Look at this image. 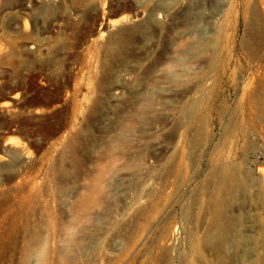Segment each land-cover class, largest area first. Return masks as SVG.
<instances>
[{
  "label": "rangeland",
  "instance_id": "1",
  "mask_svg": "<svg viewBox=\"0 0 264 264\" xmlns=\"http://www.w3.org/2000/svg\"><path fill=\"white\" fill-rule=\"evenodd\" d=\"M218 1L0 0V264H264V0Z\"/></svg>",
  "mask_w": 264,
  "mask_h": 264
},
{
  "label": "bare ground",
  "instance_id": "2",
  "mask_svg": "<svg viewBox=\"0 0 264 264\" xmlns=\"http://www.w3.org/2000/svg\"><path fill=\"white\" fill-rule=\"evenodd\" d=\"M220 3H221V1H218V0H216V4H217V6H219L220 5ZM251 2H250V0H244V2L242 3V4H240L239 3V1L238 0H230V2H229V6H228V8H227V13L225 14V16L224 17H227V18H229V15L230 14H232L233 13V11H235V10H237L236 11V14H235V17L234 18H236V20H238L239 19V17H240V15L242 14V12H243V14L244 13H246L248 10H249V8H250V6H251V4H250ZM209 4V3H208ZM222 16V15H221ZM251 18H254V19H257L258 18V11H257V9H253V11H252V13H251V17H250V19ZM225 20V19H224ZM224 20L222 21V22H224ZM226 21V20H225ZM227 22V21H226ZM229 23V22H228ZM225 24V23H224ZM228 25H230V24H228ZM227 25V26H228ZM220 26H221V24H220ZM219 26V27H220ZM220 28H222V27H220ZM220 30V29H219ZM225 31V30H224ZM218 33V32H217ZM219 33H221V32H219ZM223 35H224V32H223ZM217 39V38H216ZM206 41V40H205ZM207 41H209V40H207ZM219 41V40H218ZM210 43H211V41H210ZM216 42H214V44H215ZM213 44V45H214ZM209 45H211V44H209ZM208 46V45H207ZM210 47V46H209ZM213 47V46H212ZM218 47V44H217V46H216V48ZM213 50V49H212ZM214 50H215V48H214ZM220 53V52H219ZM213 54H215V53H213ZM219 55V54H218ZM217 58H219V56L218 57H216V60H217ZM263 103H264V99H263V101H262ZM200 103V102H199ZM200 106H199V104H197V105H194L193 107H192V109H191V112H190V115L189 116H191V118L193 119L194 117H195V115L197 114L198 115V113L200 112V108H199ZM201 128V127H200ZM202 142V139L201 140H199L198 141V144H200ZM238 170H237V168H235L234 166H232L230 163H224V164H222L221 165V167H220V169H219V171H218V178L216 179V181L214 182L215 184V189L214 190H216V193H217V195H219L220 197L221 196H223V198H225L224 197V195H228L229 194V198H231V197H234L235 196V192L237 191V190H240V191H243L244 193H245V191H246V185L249 183V179H248V174H246L245 175V173L244 172H242L240 169H239V172H240V174H239V176H238ZM230 189H232L233 191L230 193L229 192V190ZM148 205V204H147ZM158 208H159V206L158 205H155V206H153V207H151V209L149 208V205H148V207L146 206V207H144L142 210H141V215H142V217H144V220L145 219H148L147 217H149V214L152 212V210L153 209H155L156 211L158 210ZM213 210H214V212H215V214H216V217H217V222H216V224L215 225H217V227H219L218 226V221L219 220H221V219H223L222 217H223V210H222V207H221V204L220 203H218V202H216V204H214V208H213ZM140 212V211H139ZM153 213V212H152ZM151 213V214H152ZM156 213V212H155ZM225 214V213H224ZM140 215V214H139ZM140 215V216H141ZM186 215V214H185ZM188 216V215H187ZM137 218V217H136ZM139 218V217H138ZM216 220V219H215ZM139 221V220H138ZM147 221V220H146ZM145 221V222H146ZM150 221H151V219H150ZM140 222V221H139ZM138 225V224H137ZM139 227H138V230H137V235H138V233L139 232H141L142 230H146V227H145V225L144 224H140L139 223ZM213 225V224H212ZM147 226V225H146ZM137 227V226H136ZM137 229V228H136ZM176 232V231H175ZM191 232V231H190ZM174 232H172V234L171 235H169V236H166L165 237V243H163V245H166V246H168V245H172V243H174L175 242V240H176V237H175V233L173 234ZM227 235H228V230H226V229H224V228H221L220 229V231H219V233L216 235L218 238H214V237H210V238H208L207 239V241H206V239H204L203 237H202V239L201 238H199V237H197L196 236V234L195 233H191V235H190V240H191V255H190V257H198V256H201V254H203V252H202V246L204 245V244H206V243H208V244H210L211 246H216V247H221V245L222 244H224V242H225V238L227 237ZM38 241H39V239H38ZM135 243V242H134ZM203 244V245H202ZM214 249V248H213ZM193 257V258H194ZM204 257V256H203ZM199 258V257H198ZM191 259V258H190ZM191 260H193V259H191ZM187 261V260H186ZM195 261V260H194ZM189 264V263H188ZM193 264V263H192Z\"/></svg>",
  "mask_w": 264,
  "mask_h": 264
}]
</instances>
